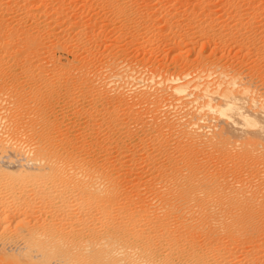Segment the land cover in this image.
<instances>
[{"label": "bare ground", "instance_id": "obj_1", "mask_svg": "<svg viewBox=\"0 0 264 264\" xmlns=\"http://www.w3.org/2000/svg\"><path fill=\"white\" fill-rule=\"evenodd\" d=\"M8 1L10 2V0ZM236 1L223 0L224 4L230 5L229 9L230 7L235 8L232 12L237 15L233 14L231 9L228 14H233L235 15L234 17L238 16L239 20L229 23L230 21L227 22L228 20L226 19L229 31H225L227 28H224L226 26L223 25L224 21L221 20V17L218 16L216 20L214 18L215 22H217L216 24H221L220 28H224L225 30L223 31L226 32H224V35L222 34L223 38L221 34L218 36L222 38L221 40H224V36L230 37L233 34L232 30H235L234 33L236 34L242 31L243 36L239 37H243L244 42L245 40H250L251 42L247 41V43L251 45L252 42L255 43L256 40H259L253 36L256 33H252V36L250 33L249 35H247L248 33L244 34L248 32V29L245 30L243 28L245 32L241 27H247L248 25H245V22L243 23L246 20H244V17L247 18L246 22L253 23L252 20L256 17L255 13L257 14L259 8L255 6L258 3H255V6L249 5L252 7V11L249 12L248 8V10L246 9L247 12L244 9L246 13H243L242 10H239L240 8ZM28 2L31 3L30 0ZM21 3L24 4L25 2L23 3L22 1ZM263 4L261 3V5ZM30 6L28 5V8ZM25 8V10H28L26 6ZM36 8L34 9L36 10ZM226 9L228 10V8ZM30 10L32 9L30 8ZM38 10H36L37 14L40 13ZM57 10L59 9L57 8ZM221 11L224 13V10ZM187 14L190 15L191 13ZM217 14H219V11ZM213 15L211 16L212 18ZM232 18L230 17L229 19L228 15L229 20ZM206 22L205 18L200 23L198 20L199 24L195 25L196 28L193 27V30L201 29V31L206 32V29H214L215 22L213 27L208 26L209 23L207 24ZM163 26L165 25L163 24ZM260 27L262 26L258 28ZM204 28L206 29L202 30ZM213 29L212 31H215ZM217 29H219V26ZM221 29L219 30L221 31ZM239 29L241 30L237 31ZM189 30L190 32L193 31L191 27ZM208 31L207 33H211ZM215 33H218V30ZM239 34L235 35V37L237 38ZM187 35L190 36V33ZM201 36H204L205 39V33ZM233 37L232 35L231 39ZM258 38H260V35ZM188 40H186L188 44L193 41V39H191L192 41ZM227 41L229 42V40ZM205 42H207V39ZM259 42L260 44L261 42L264 44L263 39ZM239 43H241V40L238 41ZM239 45L241 46V44ZM247 45L245 44L244 47L248 49L252 47ZM202 61L204 62V60ZM207 61L212 62V60ZM214 62L205 66V63L208 64L205 60L203 64L204 68H201L200 71L195 70L196 73L194 75L192 73H185L183 77L173 76L172 78L165 79L168 82L174 83L170 86L174 92L173 95L175 93L181 95L180 98L182 96H194L192 101L193 103H198L196 114L199 116L193 122H187L189 124L185 122L184 124H187L185 126L181 123L172 126L173 123L169 124V121L165 123L169 118H163V113L165 112L161 113L160 111L162 105H159L160 107L157 109H154V106H152L153 113L148 110L152 113L150 118L147 117L149 120L156 119L158 115L154 116L155 114H162L163 120L160 119L158 121L159 123L161 122L160 133L155 138H153L154 136L151 138L159 144L158 148L155 147V149H158L168 160L167 165L161 164L160 162L162 161L163 163L164 159L162 160L159 157L161 159V161L159 160L160 164H151L156 174L154 176L155 183L150 185V188L148 185L149 191H146L149 194L143 190L149 197H146L144 192L142 194V191L137 193L135 191L134 194L131 193L129 190L133 189L131 187L125 189L122 185L123 183H121L125 181V178L123 177L124 179L120 180V175H118V172H114L111 163L109 165L105 160H103L105 162H101L97 159L98 162L94 158H89L88 155L91 154L89 152L88 157L84 156L87 154L86 152L83 155L79 151L69 152L68 150H73V148H69L68 145L70 144L67 142L66 145V142H64L65 137H67L66 133L63 134L64 136L58 133L64 138L61 139L58 136L57 140L59 138L60 142L63 140V144L65 143L69 149H65L64 145H56L57 140L55 141L54 136H50L53 129L50 134H47L49 133L47 132L45 133L46 135H39L44 132L42 129L47 124L45 121L43 128H40L42 125L40 123L46 118L41 115H44L42 112L38 113L43 117H40L42 121L39 123V128L42 132L37 135H35L36 132L33 134L32 128L34 124L38 126V123L29 121L33 124V126L31 124L32 128H30V126L28 127L26 126L27 124H24V116L23 121L18 119V114H24L21 109L24 107L22 103H25L23 100L26 99L27 95L22 99L23 95L21 101L20 96L19 99L17 98V91H13L16 88L15 86L18 85L15 82L13 89L7 87L8 84L4 86L5 88L0 86V264H264V152H260L262 151L260 149H248L239 142V140L264 142V83L263 81H257L253 75H246L236 70V68L232 70L230 67H222L220 66L221 64H216V62L214 64ZM138 75L140 76L135 77L133 74L129 76L134 80H137V78L138 80H145L143 78L145 77L144 74ZM14 76L17 77L15 74ZM8 80L5 81L9 83ZM143 80L138 82L143 83ZM156 80V75L153 74L147 81L156 82ZM165 80L159 79L156 83L157 85H163ZM147 81L144 83H147ZM134 82L136 84V81ZM3 84H5L4 81ZM9 84L12 86L11 83ZM135 84L134 87L138 85ZM139 86L142 89L140 84ZM111 90H95L94 96L96 98L100 97V99L111 96ZM91 91L93 92L94 89ZM36 92L38 91L36 90ZM117 94L119 95V92ZM149 94L147 92L145 96H150L151 94ZM178 95H176L177 98ZM122 96L123 94L117 97L120 98L121 102L118 101L121 104L120 106H122L121 110H123L120 113H123V116L125 114L135 118V125L138 122L140 124L141 122L147 123L145 120L148 119H144L146 118L144 116H147L148 113L142 112L146 108H142L143 110L140 108L146 100L149 101V98H145V102L142 101L143 104L141 102V107L139 105L140 108L137 107L138 111H136L137 109L134 110V106L137 105V102L134 105L135 99L134 102L130 103L128 97L124 95L128 100H122ZM30 98H27L26 101ZM117 98L114 100H117ZM5 101L6 103L8 102L9 107L5 106ZM28 107L31 106H27V109H29ZM147 107H149V104ZM24 108L26 109V106ZM39 108L40 106L36 110ZM30 110L28 111L30 112ZM110 110L112 111L113 109ZM114 112L116 111H108L111 114ZM108 113L105 112V114ZM117 114L113 115V121L111 122L114 123ZM121 114H118L117 117ZM27 115L30 116L29 114ZM32 115L29 118L32 119L34 117ZM206 119L210 122H216H213L216 124V126L214 125L215 129L209 125L208 133L204 132V125L198 122ZM110 120L108 121L110 122ZM4 121L9 122L5 125ZM20 122H23V124ZM111 122L110 126L112 125ZM121 122L122 124L124 123L123 121ZM158 122L153 120L150 125H156L157 130H159L158 127L160 125ZM129 124L130 122L128 126ZM144 124L141 125L147 126ZM153 126L152 128H156ZM27 127L30 129H26ZM144 127H142V131H144ZM53 128L55 130L56 127ZM47 129L51 128L48 127ZM113 129H110V131ZM30 131L32 132L30 137L23 138V135H29ZM36 131L38 133L37 129ZM127 132L130 135V131ZM150 133L148 132V135ZM58 134L56 133V135ZM145 134L144 136L147 135ZM177 134L179 135V139L176 140L175 146L173 145L175 151H172L175 153L172 155L170 151L172 147L170 139ZM114 139L116 141L118 138ZM143 140L145 142V139ZM154 141L151 142L155 143ZM107 142L112 141L109 140ZM76 143H74V147L77 146L76 149L78 150L80 145H75ZM100 146L98 145L97 147ZM106 149H108L106 153H109V147H106ZM158 150L154 151L158 154ZM146 151L145 154L149 152ZM154 151L152 155L155 153L156 156L157 154ZM213 152H217V154ZM206 153H210L208 157H212L211 155L213 154L218 160L222 158L227 162L229 160L230 162L228 163L231 164V167L227 168L228 166H225L227 163L223 167L221 166L224 163H221V166H218L219 164L213 166L215 160H209L212 161L213 167L210 164L209 166L208 164L205 165V161H202L203 157L200 158V155L205 156ZM155 156L153 155V158ZM147 157H150V155ZM97 158L101 159V157ZM153 158L150 160H153ZM206 158L203 159L205 160ZM111 161L113 162L114 160L111 159ZM218 163L220 162L218 161ZM153 171L151 170V172ZM149 175L151 174L149 173ZM121 176H124V174H121ZM141 181L143 182V180ZM146 181L148 180L146 179ZM138 183L140 184V182ZM139 184L135 187H139Z\"/></svg>", "mask_w": 264, "mask_h": 264}, {"label": "rangeland", "instance_id": "obj_2", "mask_svg": "<svg viewBox=\"0 0 264 264\" xmlns=\"http://www.w3.org/2000/svg\"><path fill=\"white\" fill-rule=\"evenodd\" d=\"M20 1H23V3L25 2L26 4H22ZM27 1L29 0H12V2L11 0L10 2L8 0H0V27H2L0 28V86L4 87L6 86V84H8L7 87L13 89L15 86H13V84L17 83L18 85L15 86L16 88H14L13 91H17V98L19 99L20 96V101L24 99L26 95V99L30 98V96L32 95L31 98L27 101L26 99L23 100L25 101V103H22L23 101L21 103L24 107L26 106V109L27 106L33 107H28L29 109L27 110L23 107V109L21 110L24 114L20 113L21 116L20 114H18V119H21L20 121H23V118L25 117L26 119L24 118V124H27L26 126H30V128H32L33 126L32 123H38V126L37 124L36 126L34 124V127L32 128L33 134L36 132L35 135L39 134L42 131L44 132L40 133L39 135H46L45 133L47 132H49L47 134H50L53 129L52 134L50 136H54L55 141L57 140L58 136L63 139L64 137L62 136H64L63 134L66 133L67 137H65L66 140L64 139V142H66V145L68 142V144L71 145H68L69 148L72 147L73 150L69 149L65 145V143L63 144V140H61V143L60 138L58 139L59 141L57 140L56 145H64V148L69 149V152L79 151L82 155L87 153L84 156H89V158L91 157L95 160L98 159L101 162L106 161L107 163H109V165L111 163L112 167L114 168V172H118V175H120V180L122 181L125 178V181H120L121 183H123V187L125 189L129 187L133 188L134 190L129 189L133 194L135 191V193L142 191L141 193L143 194L144 191H149L150 185H153V183H155L154 176L156 174L153 171V167L151 164H168V160H166L165 155L161 154L158 149H155V147L158 148L159 146L157 141L153 140V138H155L156 135L160 133L161 122L159 123L158 121H160V119L163 120V118H169L167 119V121L164 119L166 121L165 123H168L169 121V124L173 123V126L175 124L179 125L180 123L184 124L185 122H193L195 118L199 116L198 114H196V107L198 106V103L196 104L192 101L194 96H182V98H180L181 95L175 93L176 95H178V99L175 94L174 95L176 97L173 95L174 92L170 87L174 83L171 81L168 82V80L165 79L169 77L172 78L173 76L183 77L185 73H192V75H194L196 73L195 70L200 71L201 68H204L203 64L206 60L208 64L205 63V66L215 61L216 64L219 63L222 67L227 66L226 68L230 67L232 70H235L236 68V70L241 71L243 74L250 76L253 75L254 77H256L255 79L257 81H263L264 83V44H262V42L260 44L259 42L262 39L264 40V0L236 1L238 2L237 5L240 8L239 10H242L243 13H246L248 8L249 12L252 11V7H250L249 5L252 4L255 6V3H258L255 6L259 7L258 10L261 11L263 9L261 12L257 10V14L255 13L256 17L254 18V20H252L253 26L251 23L246 22L247 18L244 17V20H246L243 21V23L245 22V25L248 24L247 27H241V29H248V32L243 29V31L246 32L244 34L248 33L247 35H249L250 33L251 36L254 33L258 34H254L253 36L259 40H256L255 43L252 42L253 44L251 43V45L247 43L248 40H245L244 42L243 37H239L243 36L242 31L237 32L241 29L236 31L237 34L240 33L237 36V38L239 37V39L235 37V35H237L236 33H234L235 30H232L233 34H231L230 37L224 36V40H221L223 38V35L226 33L225 31H229V28L227 27L226 23L229 21V23H232V21L239 20L238 16H236L237 19L236 17H234L237 14L232 12L235 10V8L230 7L231 12L235 15L230 13L228 14V12H230V5L224 4L223 0H30L31 3L28 2L29 4L27 3ZM259 1L263 5H261ZM6 3L7 5L9 3L8 7ZM221 3H223L224 6ZM28 5H31L32 7L30 6L28 8ZM206 5H208L209 7ZM240 5L244 8H241ZM25 6L28 10H25ZM36 7H39L40 9ZM225 7L228 8L229 11ZM30 8L33 11L30 10ZM34 8H36V10L39 9L38 12L40 11V13L37 14V11ZM54 8H56L55 10L57 12L54 10ZM57 8L59 10H57ZM120 9L121 11H119ZM123 9H125L126 11ZM211 9H213L217 13L219 11V14L215 13ZM244 9H247L246 12L244 11ZM29 10L32 13L35 10V12L33 13L34 15ZM221 10H224V13ZM225 10H227V12H225ZM183 11H185L184 13L186 14H191L184 15ZM212 15L213 18L211 17ZM228 15L229 19L230 17L233 18L229 20ZM218 16L221 17L222 21H224L223 25L226 26L224 27L225 29L227 28L226 30L222 27V29L220 28L221 24H216L217 22H215V20L216 18H218ZM210 17L213 20L215 18L214 22L216 25L219 26V29H221L222 32L217 29L218 26L214 24L213 20ZM201 18L202 20L205 18V21H207L206 23H209L208 26L213 27V25H215L216 27L214 26V29L211 27H208L211 29H202H206V32L201 31V29H196L197 31L193 30V27L196 28L195 25L199 24L202 21H200ZM226 19L228 20L227 22ZM163 24L165 26H163ZM258 25L262 27L258 28ZM190 27L193 30H191L192 32H190L189 30ZM248 27L251 28L249 29ZM212 29L216 32L218 30V33L214 34L215 31H212ZM208 30L211 33H207ZM200 32L203 33L201 34ZM189 33L190 36H187L189 38L191 37L190 39L186 36V34ZM204 33L205 39L204 36H201L204 35ZM212 34L214 35L212 36ZM220 34H223L221 36L222 38L218 36ZM232 35L234 37L231 39ZM259 35L260 38H258ZM216 37L219 38L221 41ZM226 37L228 38L227 40H229V42L226 40ZM191 39L195 41L193 42ZM206 39L207 42H205ZM186 40L192 42H189L188 44ZM236 40H241V43L239 44H241V46L243 47L245 44H248L247 46H252L253 48H243L238 44V41L234 42ZM248 42L250 43L251 41L249 40ZM202 60H204V62ZM207 60H212V62L210 63V61ZM141 73L145 76L143 77L145 80L142 79L143 83L146 82L148 78L153 74L156 75V82L159 79H164L165 83H163V85H157V83L154 81L153 82L155 84L151 81H147V83H144V85L147 84L148 86H142L143 83H140L142 81L141 79L140 81L137 78V80L140 81L138 82L137 80H134L132 79V77H130L131 74H133L135 77H139L140 75L138 74ZM11 74L12 78L10 77ZM14 74L17 77H15ZM157 74L160 76H158ZM9 77L13 80H11ZM14 78H16L17 80ZM1 80H3L5 84H3V81ZM5 80H8L9 83L12 84V86ZM133 80L136 81V84L138 85H136ZM134 84L137 87H134ZM139 84L142 86V89H140ZM21 88H23L24 90ZM35 89L38 92H36ZM93 89L94 91L92 92L91 90ZM98 89H112V94H110L111 96L105 98H96V96H94V92ZM143 90H145L144 93ZM18 91L20 94L18 93ZM139 91L142 93H140ZM146 91L148 92V94L150 93L151 95L149 94L150 96H145L147 94ZM118 92L119 95L123 94V96L121 97L122 100H125L126 97H128L129 102L131 103L134 102L135 99L134 105L136 104V102L138 105L134 106V110L137 109L136 111H138L137 107H139V105L141 107L143 102H145V98H149V101L146 100L142 107H139L140 109L149 108L147 110L145 109L146 111L143 109V111L139 109L140 111L145 112L146 114L148 113L147 116H144L146 117L144 119H148L152 116V106H154V109H157L162 105V107H160V111L161 113L165 112L163 113V118L162 114H155L154 116L158 115L157 118L155 117L157 120L153 119L159 123L160 126L157 125L159 126V130H157L156 125H150L153 120H145L147 121V123L145 122V124L141 122V124L147 125L144 127L138 121V124L135 125L136 121L135 118H133L132 116H127L125 114L123 116V113H120L121 111L123 112V110H121L122 106H120L121 104L119 103L120 98H117L119 96L117 94ZM124 95L126 97H124ZM161 95L162 97H160ZM112 96H115L114 99L117 98V100H114ZM141 98H143L144 100H141ZM130 99H133V101H131ZM27 102L28 104H26ZM141 102L142 104H140ZM4 104L5 106L7 105V107H9L8 102L6 103L5 101ZM148 104L149 107H147ZM39 106V109L42 110L43 108V110L46 112H44L43 110L41 111L39 109L36 110V108H38ZM118 107L121 108L119 109ZM95 108L97 111L94 110ZM32 109L35 110L33 111ZM110 109L113 110L111 111ZM8 110H10V108H8ZM28 110L32 112L31 115L33 114L32 116H34V119L29 118L31 115ZM107 110L110 112H116L111 114L108 113ZM148 110L152 113H150ZM41 112L44 113V115H41L46 117L45 119H49V123L45 119H43L42 121L43 117L38 114ZM105 112L108 114H105ZM115 113L121 114L118 117L117 114L116 119H114L116 122L118 119H121L118 120L117 123L115 121L114 123L111 122L113 121L112 117ZM25 114L27 117L25 116ZM27 114H29L30 116H28ZM158 117H160L159 120ZM130 118L132 119L130 120ZM18 119L17 121H19ZM108 120H110L112 124L111 126ZM6 121H4L5 125L9 122ZM25 121H27V123H25ZM29 121H32V123ZM40 121H42L43 123H40ZM45 121L47 122V124L51 123L52 125L46 124V126H44ZM121 121L124 122V126H122L123 124ZM129 122L130 124L128 126ZM198 122L199 124L204 125V132L206 133H208L209 131V125L213 129H215L214 127L216 126V124H214L216 122H210L208 119ZM20 123L23 124V122ZM39 123L42 124L40 128H43L44 126L43 129L41 128L42 131H40L41 129L39 128ZM53 124L55 125L53 126ZM113 124L118 125L114 126ZM126 124L129 128L126 127ZM187 124H184V126ZM140 126L144 127V131H142L143 128ZM152 126L156 128H152ZM28 127L26 129H30ZM48 127H50L51 129H47ZM53 127H56L55 130ZM117 127L120 129H118ZM35 128L38 130V133ZM109 128L113 130L110 131ZM126 129H128L127 131H130L131 136L126 131ZM154 131H157L158 133ZM32 132L29 133V135H23V138L30 137V134H32ZM55 132L57 134L60 133V135L62 136H60L59 134L56 135ZM109 132H112L110 134L113 136H111ZM148 132L151 133L148 135ZM121 134H123V136H121ZM144 134L146 136H144ZM124 135L126 136L124 137ZM177 135H174L175 138L174 136H172L170 139V145L172 147L173 145L175 146L176 140L179 139V135ZM104 137H113L108 138L112 142H107L109 140L105 139ZM120 137L121 139L119 140ZM114 138H118V141H115ZM142 138L145 139V142ZM150 140L154 141L155 143L151 142ZM116 142H119L118 145H116ZM239 142H241V145L245 146L248 149H260L262 150L260 152H264L263 141L259 142L254 140H239ZM74 143H76L75 145H80H78V150L76 149L77 146L74 147ZM108 144L109 146H107ZM96 145L101 146L97 147ZM236 145L238 146V144ZM91 146L96 151H94ZM106 147H109V153H106L108 150L106 149ZM172 147L170 148V151L172 155H174L175 150L174 147L173 149ZM144 149L145 151L147 150L146 152L149 151L150 153L148 152L145 154V151H143ZM92 150L96 152L95 155ZM154 150H158L160 154H157V152ZM153 151L160 156H155V153H153V155L155 156V158H153ZM88 152L91 154L88 155ZM215 153L217 154V152ZM92 154L95 157H101V159L97 157L95 158ZM144 154L146 155V157ZM148 154L151 158L147 157L149 156ZM209 154L206 153L207 156L200 155L201 157H199H207V160H204L202 158V161H205V165L208 164L209 166L210 164L212 166L213 163L211 164V162L214 160H218V158L213 154L211 155L212 157H208ZM104 155L107 157H105ZM159 157H161L162 160L164 159L163 163L161 159H159ZM107 158L109 162L107 161ZM114 158L118 160H115ZM152 158L154 161L150 160ZM111 159L114 160L115 163H113L114 161L112 162ZM215 161L213 166L215 164V166H217L218 164V166H221L224 163L221 166L223 167L225 163H227L225 166H228L227 168L231 167V164L228 163L230 162L229 160L227 162L222 158L218 160L220 163H218V161H216V163ZM151 170L154 173L151 172ZM119 173H121L122 175L124 174V176H121V174ZM149 173L151 175H149ZM135 176L138 178L136 179ZM151 178L153 179L151 180ZM146 179L148 181H146ZM141 180H143V182ZM138 182H140L141 185ZM137 183L139 184V187H135L138 186ZM126 184L128 187L126 186ZM131 184L135 185L132 186ZM148 185L149 188H147ZM138 188H140L141 190ZM148 191L146 192L149 194ZM147 193L144 192L145 196L149 197L147 196Z\"/></svg>", "mask_w": 264, "mask_h": 264}]
</instances>
